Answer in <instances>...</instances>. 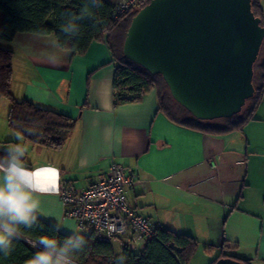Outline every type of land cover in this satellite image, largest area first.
<instances>
[{
	"label": "crops",
	"instance_id": "crops-1",
	"mask_svg": "<svg viewBox=\"0 0 264 264\" xmlns=\"http://www.w3.org/2000/svg\"><path fill=\"white\" fill-rule=\"evenodd\" d=\"M103 1L114 7L121 0ZM0 48L12 52L15 100L34 101L76 121L61 149L42 147L10 129V102L0 104V155L10 143H19L27 167L56 170L40 178L51 190L34 194L40 221L61 225L66 236L79 234L65 217L57 194L60 180L86 189L116 163L133 168L139 179L127 192L133 209L161 229L197 240L189 264H213L225 244L233 256L264 264V94L242 130L212 134L171 121L155 90L139 102L115 105L117 64L105 41L74 55L54 35L18 33L10 43L0 41ZM217 122L205 125L221 128ZM117 240L123 253L131 237Z\"/></svg>",
	"mask_w": 264,
	"mask_h": 264
},
{
	"label": "trees",
	"instance_id": "trees-1",
	"mask_svg": "<svg viewBox=\"0 0 264 264\" xmlns=\"http://www.w3.org/2000/svg\"><path fill=\"white\" fill-rule=\"evenodd\" d=\"M264 0H252V9L256 17L262 20L264 27ZM87 6L89 15L79 21L81 32L78 37L67 39L60 32L59 23L66 17L64 14L78 13ZM114 7L106 2L93 0H0V41L10 43L18 33L38 36L54 35L62 49L75 54H84L94 42L105 41L116 62L113 80L114 104L139 102L143 96L155 90L158 95L160 110L173 122L212 134H230L242 130L254 119L255 111L264 94V43L258 60L254 66L253 84L255 95L247 101L242 112L231 119L224 120L225 125L214 128L196 120L189 112L177 104L160 75H151L140 66L123 57V45L126 32L135 11L121 20L112 18ZM12 52L0 48V99L10 102L8 124L12 131L20 134L35 145L52 149H61L72 134L76 121L55 110L43 108L31 100L17 101L11 93ZM3 156V155H0ZM42 225V226H41ZM56 226L40 221L33 229H23L17 237L12 254L0 258V264H25V261L36 251L32 247L35 237L48 233L62 238L66 235L58 231ZM87 244L72 260L76 264H114L115 256L111 243L96 242L85 238ZM198 249V242L188 235L157 226L155 236L147 242L142 253H130L126 246L123 254L128 257L127 264H189ZM241 260L229 252L225 244L219 256L222 258Z\"/></svg>",
	"mask_w": 264,
	"mask_h": 264
},
{
	"label": "water",
	"instance_id": "water-1",
	"mask_svg": "<svg viewBox=\"0 0 264 264\" xmlns=\"http://www.w3.org/2000/svg\"><path fill=\"white\" fill-rule=\"evenodd\" d=\"M263 43L252 0H151L131 20L123 57L160 75L196 120L212 122L240 114L254 97ZM216 264L244 263L229 257Z\"/></svg>",
	"mask_w": 264,
	"mask_h": 264
},
{
	"label": "clouds",
	"instance_id": "clouds-1",
	"mask_svg": "<svg viewBox=\"0 0 264 264\" xmlns=\"http://www.w3.org/2000/svg\"><path fill=\"white\" fill-rule=\"evenodd\" d=\"M89 14L86 5L78 13L64 14L66 18L58 25L60 32L67 39L78 37L81 32L79 21ZM25 154L22 145L10 143L5 147V154L0 156V258L12 254L22 228L33 229L40 224L39 202L34 194L48 192L53 187L42 184L40 178L43 174L55 175L56 170L48 166L27 167ZM60 227L56 226V233ZM86 244V239L75 231L62 238L45 232L35 237L32 247L36 251L25 264H72L73 258ZM127 262V255L120 253L114 264Z\"/></svg>",
	"mask_w": 264,
	"mask_h": 264
},
{
	"label": "built area",
	"instance_id": "built-area-1",
	"mask_svg": "<svg viewBox=\"0 0 264 264\" xmlns=\"http://www.w3.org/2000/svg\"><path fill=\"white\" fill-rule=\"evenodd\" d=\"M150 1L121 0L114 6L112 18L121 20ZM209 163L216 166L213 159ZM138 184L133 168L112 163L105 176L86 189L60 180L57 194L64 206L65 217L76 223L80 235L103 243L130 236L127 249L135 253L155 236L157 230L152 220L129 205L127 192Z\"/></svg>",
	"mask_w": 264,
	"mask_h": 264
},
{
	"label": "rangeland",
	"instance_id": "rangeland-1",
	"mask_svg": "<svg viewBox=\"0 0 264 264\" xmlns=\"http://www.w3.org/2000/svg\"><path fill=\"white\" fill-rule=\"evenodd\" d=\"M263 8H264V2H263ZM0 100H1L0 104H2V103L8 104V101L6 98H1ZM0 116H2V115L0 114ZM216 121H218L216 124V126H218V127H222L225 125L224 120H216ZM118 239H120V238H118ZM120 244H121L120 241L117 239L113 241V247H114L116 256L121 253Z\"/></svg>",
	"mask_w": 264,
	"mask_h": 264
}]
</instances>
